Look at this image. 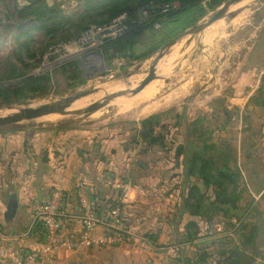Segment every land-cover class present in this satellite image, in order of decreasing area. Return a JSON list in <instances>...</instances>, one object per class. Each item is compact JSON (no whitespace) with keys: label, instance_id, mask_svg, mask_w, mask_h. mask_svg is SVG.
Masks as SVG:
<instances>
[{"label":"crops","instance_id":"obj_1","mask_svg":"<svg viewBox=\"0 0 264 264\" xmlns=\"http://www.w3.org/2000/svg\"><path fill=\"white\" fill-rule=\"evenodd\" d=\"M18 1L25 5L29 0ZM70 2L51 3L64 10ZM76 2L84 6V0ZM83 14L84 10L75 19ZM258 16L257 23L249 25L248 38L238 41L229 53L225 67H234L232 74L222 80L220 75L213 77L212 89L204 95L190 98L180 91L182 97L165 108L156 102L130 119L0 129V228L7 237L1 248L5 264H21L25 253L41 247V229H32V205L46 201L56 188L67 193L68 217L60 221L67 237L76 238L82 232L80 184L91 188L96 208L105 217L116 195L103 184L107 175L128 187L123 214L135 240L59 250L38 264H181L186 256L182 252L201 247L207 240L203 234L212 228L189 210L188 195L198 180L184 177V156L177 155L179 148L187 146L193 124L200 122L211 130L216 152L235 156L228 167L238 175L241 197L237 208L244 217L227 222L232 228L240 224L244 228L252 218L259 221L262 256L255 262L264 264V11ZM240 50L244 56L236 61ZM160 114L164 117L155 133L163 141L150 145L139 135L141 123ZM191 223L194 231L187 227ZM106 232L100 227L97 235ZM188 233L197 237L190 240Z\"/></svg>","mask_w":264,"mask_h":264},{"label":"rangeland","instance_id":"obj_2","mask_svg":"<svg viewBox=\"0 0 264 264\" xmlns=\"http://www.w3.org/2000/svg\"><path fill=\"white\" fill-rule=\"evenodd\" d=\"M227 1L229 0H224L223 4ZM251 2L252 0H248L241 5L233 7L232 11L239 10ZM19 4L20 2L18 0H0V84L3 83L6 89L10 90L17 87L20 80L7 82L6 80L9 79H7V77L12 74L14 67L21 66L18 59L21 57L24 60L23 66L34 67L25 78L47 76L51 81V87L45 92L46 94L39 99L18 102L6 106H1V101L3 100H0V116L7 115L6 113L9 112L6 109L8 108L7 106L24 108L32 105L36 106L41 103H49L51 101L59 102L63 97H68L92 89L97 90L98 88H101L103 84L107 83L114 85L118 84V86L112 87L105 92L113 91L121 87H129V81L135 77L139 78L138 83L133 87V89H136L147 77L145 72L158 55L157 52L148 59L135 63H130L129 60H115L109 64L105 63L101 58V64L104 67V69H102V67H99L100 64L98 58V56H100L99 48L102 36H94V39L90 41L87 46L79 43L81 35L80 38L74 42L65 43L53 48H47L48 41L44 39L43 33L38 30H33L31 32V39L21 38V34H25L28 30L38 27V25L34 21V24L31 26L24 28L22 31L18 30L20 24L15 20V14ZM84 8V6H79L76 0H71L70 3L65 5L63 11L66 17H72V20H75L76 16L82 13ZM263 9L264 4L256 6L252 10L245 11L229 24L225 21H220L207 29L208 31L206 30L204 34L203 53L194 61L187 63L180 71H176L179 62H181L186 56H189L196 49V43L195 41L192 42V45L190 44L191 46L187 49L186 46L192 40V38L188 37L183 40V44H181V42L176 45L177 47L175 46L176 48L173 47V49L167 53L166 57H164L165 59L163 58L161 60H164L165 62L167 61V63L172 61V63H169V72H157L165 73L167 77L165 79L167 80L163 79L164 86L161 89L155 90V93H148L149 95L147 94L148 96L144 98H141V93L139 95L140 98L139 96L136 97V101L133 99L135 106L130 100H118L108 108L102 109L92 115L62 117L55 122L46 118H38L22 125L25 127H42L59 125L60 123L65 122L72 124L84 123L91 120H103L114 117H117V119H130L131 117L136 116L140 111H146L147 108L153 107V104L156 102H162L163 106L161 105L160 107L165 108L172 101H177L182 97L179 96L181 93L180 91H182V95L186 94L190 98L204 95L212 89L209 87L212 86L214 81L213 77H218L220 75L219 78L222 80L225 79L226 76L232 74L234 67H225V65H227L225 63L228 62L227 60L229 59V53H231V50L234 49L233 46L236 45L238 41L248 38L251 30V27L249 26L250 23H257L258 15H260L261 11H264ZM217 11L218 9L208 13V15L198 24L204 23L210 19V17ZM73 13L76 14L72 16ZM94 28L99 29L96 27H93L92 29ZM159 31H161V27L157 26L156 32ZM6 32H8L7 36ZM26 44H28L27 46H29L31 50H27L28 48L26 47ZM48 47H50L49 44ZM190 47L191 49L189 50ZM45 49L46 55H40ZM184 50H186V52ZM176 51L182 55L179 54L178 56ZM174 53L176 54V60L175 58L170 60L169 56ZM237 53L239 56H237L236 61L244 56V52H241V50ZM73 62L80 63V78L77 81L69 80L68 82L67 78L69 74L64 75L62 69L68 67ZM164 65H166V63H159L158 66ZM129 74L135 75L131 78H127V75ZM163 74H161L162 77ZM118 75L121 76V78L113 80V78ZM205 89V93H202ZM94 95L95 92H92L78 98H92ZM103 95H105V93H103ZM67 102L68 101L64 103ZM136 102L138 103L137 105ZM239 191L241 192L240 189ZM202 221L207 226L212 227L208 230L206 229L207 231L203 234V238L207 240L201 244V247L183 251L182 253H186V257H183L184 255L182 256L181 264H258V262L255 261L260 255L262 256L260 253L262 243L258 237V231L250 233L252 230L249 231L248 229L246 231V228L244 229L242 224H240L238 228H236V226L232 228L228 223L229 221L227 222L225 217L218 214L203 217ZM187 227H190V224H188ZM229 227L231 228L228 230L227 228ZM227 233H229L228 236ZM249 233L252 237H250ZM261 234L263 235L264 232ZM212 237L217 238L212 239ZM262 250H264V248Z\"/></svg>","mask_w":264,"mask_h":264},{"label":"trees","instance_id":"obj_3","mask_svg":"<svg viewBox=\"0 0 264 264\" xmlns=\"http://www.w3.org/2000/svg\"><path fill=\"white\" fill-rule=\"evenodd\" d=\"M223 2L224 0H84V14L72 20V17H66L60 4L49 0H29L25 5H18L15 20L18 24L34 20L38 27L21 34V38L31 39V32L38 30L48 41L47 48H53L78 40L93 27H109L115 20L125 16V32L114 39H105L99 48L100 57L109 64L115 60L135 63L156 54L165 43L198 24L208 13L219 9ZM172 4H177L178 8L165 14L160 12V7ZM144 12L148 13L147 16ZM157 26L161 27V31L156 32ZM7 34L8 32L6 36ZM27 45V50H31ZM46 49L40 55L45 56ZM18 59L21 66L14 67L6 82L20 81L13 90L0 84V100H3L1 106L42 98L51 87L47 76L25 78L34 67L23 66L24 60L21 57ZM62 72L64 75L69 74L68 82L77 81L80 78V63L73 62L64 67ZM163 117V114L152 116L141 123L139 135L144 142L150 145L161 144L163 136L155 132ZM210 132L203 122L193 124L187 146L177 150L179 157L184 156V177L188 181L198 180V183L192 184L193 188L188 195L189 210L200 219L218 214L227 220L233 217L242 220L244 215L239 214L237 208L241 197L238 175L228 167L235 156L232 157L231 152H216L211 145L213 141L209 137ZM115 198L116 195L111 204ZM100 211L98 213L102 215ZM194 227L191 223L190 228ZM247 227H250L249 231L252 230L250 233L256 232L259 230V221L252 218L244 229ZM191 235L193 234L187 235L190 240L197 237L195 234ZM258 235L260 238V231Z\"/></svg>","mask_w":264,"mask_h":264},{"label":"built area","instance_id":"obj_4","mask_svg":"<svg viewBox=\"0 0 264 264\" xmlns=\"http://www.w3.org/2000/svg\"><path fill=\"white\" fill-rule=\"evenodd\" d=\"M177 8V4H172L162 6L159 9L162 14H165ZM147 14L144 12L145 16ZM124 21L125 16H122L115 20L110 27L86 31L82 34L79 43L87 46L94 39V36H102L101 46L105 39H114L125 32ZM103 183L116 193V198L105 217L98 213L91 188L86 184H80L78 187V200L81 207L79 219L82 232L76 238L67 237L60 222L62 218L68 217L65 213L67 193L64 189H54L46 201H34L32 205V229L35 227L41 229L43 243L39 249L25 253L21 264H38L42 258L59 250L77 251L82 248L105 247L127 243L131 239L135 240V235L123 214V207L127 199V185L111 175L105 176ZM100 227H105L107 230L102 236L97 235ZM6 239V234L0 228V264L6 263V255L1 252Z\"/></svg>","mask_w":264,"mask_h":264},{"label":"water","instance_id":"obj_5","mask_svg":"<svg viewBox=\"0 0 264 264\" xmlns=\"http://www.w3.org/2000/svg\"><path fill=\"white\" fill-rule=\"evenodd\" d=\"M246 1L248 0H229L225 2L218 9V11L213 16L210 17V19H208L204 23L193 26L191 29L184 31L183 33L177 35L176 37L165 43L164 46L161 47V49L158 51V55L152 65V69L145 73L147 77L133 91L130 92L109 91L108 93H105V95H103L98 101L93 102L81 109L71 110V111L62 109L60 103H56L54 101L37 106H27L24 108H16L14 106H10L6 109L8 111H16V112L13 114H7L0 117V129L20 126L26 122L41 118L46 115H57L61 117H81V116L92 115L102 109L108 108L110 105H112L114 102L118 100L127 101L138 97L149 84H151L156 80L163 79L157 76L156 68L160 63V61L167 55V53L174 46L180 44L183 40H185L188 37L192 38V40L188 43L187 48L190 46V44L193 41H195L196 43V49L179 63L176 71H180L187 63L194 61L198 56H200L203 53L204 34L207 29L211 28L220 21H225L226 23L229 24L233 20L238 18L245 11L252 10L256 6H260L264 4V0H252V2L246 5L245 7L236 11H232L233 7L241 5ZM32 24H34V20L23 22L18 26V30L22 31L24 28L31 26ZM98 58L100 64L99 67H102V69H104L103 65L101 64V57L98 56ZM134 75L135 74H129L127 75V78H131ZM120 78L121 76L118 75L115 76L113 80H118ZM92 90L76 93L68 97H63L61 99V102L74 101L78 97L88 95L89 93L92 92Z\"/></svg>","mask_w":264,"mask_h":264},{"label":"bare ground","instance_id":"obj_6","mask_svg":"<svg viewBox=\"0 0 264 264\" xmlns=\"http://www.w3.org/2000/svg\"><path fill=\"white\" fill-rule=\"evenodd\" d=\"M208 31V30H207ZM189 40V39H188ZM194 42V41H193ZM181 44H183V41H182V43ZM192 45V44H191ZM190 45V46H191ZM183 46V45H182ZM181 46V47H182ZM185 46H186V44H185ZM175 47V46H174ZM177 47V46H176ZM175 47V48H176ZM180 48V47H179ZM178 48V49H179ZM184 48V47H183ZM186 48H187V46H186ZM173 49V48H172ZM185 49V48H184ZM188 49V48H187ZM191 49V47L189 48V50ZM176 50V49H175ZM175 50H173V51H175ZM180 51H181V49H180ZM185 52H186V50H184ZM183 51V52H184ZM177 52V51H176ZM178 53V52H177ZM179 54L180 55H182L181 53H178V56H179ZM169 55V54H168ZM175 56H176V54L174 53V54H171L170 56H169V59L170 60H172V59H174L175 58ZM166 57V56H165ZM184 58V57H183ZM165 59V58H164ZM177 59H179V58H177ZM182 59V58H181ZM175 60H176V58H175ZM179 61V60H178ZM177 61V62H178ZM181 61V60H180ZM171 63H172V61H170ZM170 62H168L167 63V61L165 62L164 60L163 61H160V63H162V64H165L166 63V65H164V66H157V68H156V72H160V71H167V72H169V63ZM174 63V62H173ZM176 63V62H175ZM180 63V62H179ZM151 66H149V68H147V71L146 72H148L149 70H151L152 69V65H153V63H151L150 64ZM159 65V64H158ZM145 72V73H146ZM161 74H163V73H157V76H159V77H161V78H163V79H165V78H167L166 77V75H165V73L163 74V77L161 76ZM167 74V73H166ZM170 74V73H169ZM163 79H160V80H156V81H154V82H152L151 84H149L145 89H144V91L142 92V96H141V98L143 97H147L149 94L148 93H151V92H154L155 90H157V89H161L163 86H164V83H163ZM138 80H139V78H133V79H131V81H129V83H128V85H129V87L127 86V87H121V88H118V89H115V90H113V91H116V92H130V91H133L134 89H133V87L135 86V84L136 83H138ZM165 80H167V79H165ZM116 86H118V84L117 85H114V84H111V83H107V84H103L102 86H101V88H98L97 90H93L92 92L94 93L95 92V95L92 97V98H87V97H85V98H76V100H74V101H71V102H67V103H64V102H61V101H54V102H56V103H60V106L62 107V109H64V110H69V111H71V110H77V109H81V108H83V107H85V106H87V105H89V104H91V103H93V102H95L98 98H100L102 95H103V93H108V92H105V91H107L108 89H110V88H112V87H116ZM91 92V93H92ZM155 93V92H154ZM153 93V94H154ZM156 93H158V92H156ZM148 94V95H147ZM152 94V93H151ZM150 96H152V95H150ZM139 98H140V96H139ZM139 98H137V99H139ZM134 100L136 101V98H134ZM134 100L132 99V100H130V101H132L133 102V104H134ZM129 102V101H128ZM61 103H64V104H61ZM42 104H44V103H41V104H38V105H42ZM133 104H131V105H133ZM138 103L136 102V105H137ZM33 106V105H32ZM35 106V105H34ZM37 106V105H36ZM134 106H135V104H134ZM16 111H9V112H7L6 114H13V113H15ZM2 116H4V115H2ZM1 117V116H0ZM41 118H46V119H48V120H51V121H58V120H60L62 117L61 116H57V115H46V116H43V117H41Z\"/></svg>","mask_w":264,"mask_h":264}]
</instances>
